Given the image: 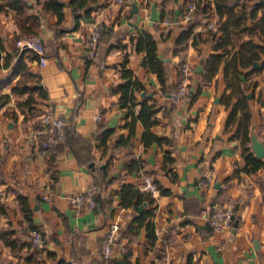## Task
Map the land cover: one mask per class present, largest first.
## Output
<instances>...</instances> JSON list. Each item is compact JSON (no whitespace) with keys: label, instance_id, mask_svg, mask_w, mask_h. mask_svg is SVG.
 Segmentation results:
<instances>
[{"label":"crops","instance_id":"obj_1","mask_svg":"<svg viewBox=\"0 0 264 264\" xmlns=\"http://www.w3.org/2000/svg\"><path fill=\"white\" fill-rule=\"evenodd\" d=\"M22 1L31 7L29 14L40 15L35 0ZM191 2L196 0H150V6L156 4L157 17L151 26L147 0H129L124 5L97 0L98 9L75 29L68 8L63 9V22L56 29V17H40L37 34L45 45V64L29 53L23 60L46 96L38 109L52 110L72 137L59 147L52 173L47 172L33 137L34 123L40 117L24 121L15 103L27 94H12L15 80L1 90L9 94V100L0 108V230L9 228L22 243H31L27 206L32 225L42 233L36 247L41 264H118L124 254L117 247L111 261L101 256V242L115 222L120 224L116 245L124 244L130 264H264V204L258 186L264 183V157L256 172L242 171V137L236 136L240 114L226 127L236 98H230L226 107L230 90L225 88L223 64L204 83L205 61L214 53L211 43L194 47L190 36L186 49L174 53L186 23L184 11ZM6 3L0 1L4 5L0 11V80L8 77L20 53L14 37L23 36ZM95 23L102 25V31L91 57L89 34ZM209 24L213 23L201 19L191 35L210 29ZM142 32L156 42L167 93L156 73L144 64L145 51L136 48ZM7 56L11 63L5 67ZM180 62L189 74L180 72ZM198 65L202 71L194 73ZM252 81L256 86L249 88L253 95L247 97L250 132L264 144V70ZM128 82L137 85L131 87L133 104L127 100L122 107L118 88ZM179 85L186 86V95L173 101L170 94ZM146 107H152L154 114L147 117ZM108 130L104 141L97 139ZM144 177L168 193L152 198L140 192ZM94 183L100 187L96 208L74 209L70 198ZM122 187L143 195V202L135 204L145 203L142 212L151 211L148 220L154 239H148L145 226L127 231L139 214L133 205L122 204ZM20 198L26 203L21 204ZM214 202L233 205L236 220L229 230L216 232L208 227L206 213ZM0 264L27 263L0 240Z\"/></svg>","mask_w":264,"mask_h":264},{"label":"trees","instance_id":"obj_2","mask_svg":"<svg viewBox=\"0 0 264 264\" xmlns=\"http://www.w3.org/2000/svg\"><path fill=\"white\" fill-rule=\"evenodd\" d=\"M257 1L258 0H212L211 2H208L207 0H196L195 9L191 13L190 19L184 24L182 32L176 41L178 49L174 51V53L177 54L178 52L185 50L188 40L191 37L193 40L192 45L194 47L201 42L211 43L214 53L205 61L203 73L204 83H208L218 72L220 65L223 64V80L225 88L226 90H230L229 95H227L226 107L230 106V98H236V101L231 104V111L227 117L226 127L229 126V124H232L236 114L239 113L240 116L236 127V136L241 135L242 137V154L244 160L242 171L245 173L256 172L263 166L261 159L255 158L248 147V144L250 143L251 114L247 96L249 94L253 95V93L249 92V88L252 85L253 88L256 86L254 81H252V77L264 70V5L256 4ZM35 3L36 9L40 11V15L29 14L28 10H30L31 7L22 0H7L5 5V7L14 12V23L19 29L20 34L23 36L37 35V30L41 23L40 17L44 19L53 16L56 17L57 20L53 25V28H58L64 19L62 14L64 8L70 10L73 23L72 28L75 29L79 26L81 20L88 19L91 13L99 7L97 6V0H68L66 2L61 0H35ZM210 3L213 5L212 8ZM147 6H150V0H147ZM3 8L4 5L0 4V11H2ZM259 13L260 15L258 16ZM201 19H205L207 23H213V27L206 29L203 33H195L191 35L192 30L198 25ZM59 32L64 33L66 31L60 30ZM17 39L18 36H15L13 39L14 43ZM255 39L258 40V42H256ZM136 45L138 50L142 49L145 51L144 64L156 73L157 78L162 85V91L167 93L163 63L156 57L157 46L154 38L148 32H142V34L136 38ZM25 53L29 52L22 51L17 55L16 60L11 65L8 77L0 80V108L9 100V94H4L1 90L13 82V80H15L16 84L12 88V94H27L26 99L22 102L15 103L18 110L24 114V121L27 117L36 118L42 115L43 110L38 109V105L42 104L46 98L43 89L39 87V80L35 79L34 75L26 69L23 60ZM29 54L36 58L34 54ZM255 62L260 64L259 69L252 68ZM10 63L9 56H7L5 58V67H8ZM182 64V62L179 63L180 67H182ZM178 74L180 75L179 71ZM129 82L118 88L121 95L119 102L122 107L127 105V100L130 105L133 104L131 87L137 85L136 83L131 84ZM246 83L247 85H245ZM32 93H36V97H33ZM151 108L152 107H146L147 117L154 114V111ZM40 127L41 123L39 119H37L34 123V129L36 130ZM110 132L111 131L109 130L106 131L102 136H98L97 139L104 141L105 137ZM239 132L241 134H238ZM68 137H72L71 133L64 128L61 143L52 146L45 151L43 158L47 166V172L52 173L53 156L57 153L61 145L67 143ZM156 141L160 142V139L157 138ZM94 185L100 189L98 184L94 183ZM258 186L264 204V183L259 182ZM159 193L167 194L168 191L159 189ZM121 196L122 204L128 207L132 206L134 203L139 205L143 202V195L138 190H131L129 187H122ZM98 197L99 194H96V201ZM19 200L21 204L26 203V201L21 198ZM149 202L151 203L152 200L149 199ZM24 212H27L28 214L25 216L28 221V234L31 231L40 232L38 228L32 225L30 217L31 211L27 206L24 207ZM150 216L151 211H145L137 215L127 227V231L131 232L134 229L145 226L148 239H154L155 237L151 234L153 232V227L148 220ZM234 220H236L235 217L232 218V223ZM208 227L211 229L209 225ZM0 240L9 248L12 255L19 257L23 255L24 261L27 264H41L38 261L39 251L36 248L37 246L32 242L22 243L15 237V234L9 228L0 230ZM23 248L25 250L22 252ZM123 254V258L118 264H130L127 261L128 254L125 252ZM104 261L109 262L111 259ZM58 264L66 263L59 262Z\"/></svg>","mask_w":264,"mask_h":264},{"label":"built area","instance_id":"obj_3","mask_svg":"<svg viewBox=\"0 0 264 264\" xmlns=\"http://www.w3.org/2000/svg\"><path fill=\"white\" fill-rule=\"evenodd\" d=\"M129 0H114L115 3L119 5H124ZM195 9V2L188 3L184 11L183 20L188 21L190 19L191 13ZM213 24H209L208 28H211ZM102 31V25L95 23L89 34V55L94 56L96 46ZM15 45L19 52L27 51L36 56L38 63L40 65L45 64V45L42 38L37 35L20 36ZM180 72L183 75L190 73L189 68L183 65L180 68ZM186 86L179 85L176 90L171 92L170 97L173 101H177L186 95ZM41 127L33 131V137L38 140V149L42 156H44L45 151L52 146L60 144L62 141V132L65 128L64 121L56 116L52 110L45 109L40 116ZM98 119V117H96ZM140 192L149 194L152 198H156L159 194V189L150 177H144ZM100 194V189L91 184L85 192L81 194L74 195L70 198V202L74 209H79L81 207H86L88 209H95L97 206L95 196ZM234 216L233 205L229 203L214 202L210 204L207 209L206 219L208 225L213 231H225L231 228L232 218ZM120 230V224L118 222L112 223L108 231L101 242V256L103 260H110L114 255V247H117L119 253L123 254L125 252L124 244L116 245L117 233ZM30 241L39 246L42 241V235L38 231H31L29 233Z\"/></svg>","mask_w":264,"mask_h":264},{"label":"water","instance_id":"obj_4","mask_svg":"<svg viewBox=\"0 0 264 264\" xmlns=\"http://www.w3.org/2000/svg\"><path fill=\"white\" fill-rule=\"evenodd\" d=\"M256 4H263L264 5V0H258L256 2ZM132 13L136 14L137 10L135 9V6L132 5ZM149 25H153L154 23L157 22V17H156V4L152 3L150 6V13H149ZM259 67V64L257 62H255L253 64V69H256ZM202 71V68L200 65H198L195 70L194 73H200ZM248 98H250V95L247 96ZM250 138V149L253 152L255 158L257 159H262L264 157V144L261 140H259L256 136V133L252 130L250 132L249 135ZM217 184L215 185V187L217 188ZM144 206H146V204L144 203L142 206H137L135 203L133 204V210L137 213V214H141ZM234 225L236 226V222L234 223Z\"/></svg>","mask_w":264,"mask_h":264}]
</instances>
